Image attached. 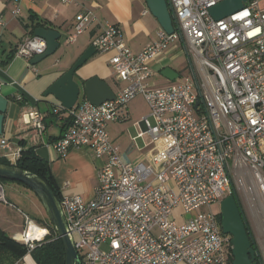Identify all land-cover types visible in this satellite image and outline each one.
Instances as JSON below:
<instances>
[{
  "label": "built area",
  "instance_id": "2783aa9c",
  "mask_svg": "<svg viewBox=\"0 0 264 264\" xmlns=\"http://www.w3.org/2000/svg\"><path fill=\"white\" fill-rule=\"evenodd\" d=\"M11 1L18 14L20 0ZM220 1L167 0L173 32L158 29L139 52L124 44L116 25L107 24L92 43L114 52L110 63L127 85L99 105L86 98L71 109L55 104V114L64 109L71 118L52 143L55 151L65 156L72 148L90 147L104 158L90 198L62 194L59 200L81 264H231V236L210 206L233 193V180L253 184L264 201V0H245L242 8L215 20L209 8ZM93 19L90 10L79 11L75 33ZM177 41L194 61L191 75L183 82L153 84L150 62ZM45 47L42 37L28 36L15 55L32 57ZM137 95L154 121L143 118L157 147L146 163L124 160L107 130ZM43 120L32 110L28 123L43 130ZM12 155L14 161L20 151ZM205 205L209 211L198 213ZM35 224L27 217L20 237L14 235L28 251L48 234ZM32 225L42 230L39 237L28 238ZM255 250L264 264V246Z\"/></svg>",
  "mask_w": 264,
  "mask_h": 264
},
{
  "label": "crops",
  "instance_id": "0c3cea01",
  "mask_svg": "<svg viewBox=\"0 0 264 264\" xmlns=\"http://www.w3.org/2000/svg\"><path fill=\"white\" fill-rule=\"evenodd\" d=\"M13 7L11 0H0V93L7 99L3 132L0 135V157L9 159L16 150H21V147L31 146L35 153L48 163L60 196L77 194L88 199L93 195L96 175L104 158L97 157L90 147L72 148L65 156H60L55 151L52 143L63 134L71 118L64 109L55 114L53 108L60 102L52 94L44 93L88 47H94L92 41L107 24L117 26L122 33L124 44L134 52H139L147 43L154 41L156 31L161 26L150 12L146 0H77V3H63L61 0H20L18 14H13ZM81 10H90L94 19L87 29L77 34L74 29L75 15ZM37 27L57 30L60 33L59 47L53 54L31 63L32 57L16 56L15 49L21 40L35 35L34 29ZM94 49L92 55L75 71L74 79L82 83L91 76H97L117 94L127 85V80L112 68L110 58L114 52L100 51L95 47ZM181 51L178 42H174L154 57L150 62L154 74H161V70L167 66L178 73L174 61ZM163 77L166 81L162 84H157L152 77L153 84L172 82ZM81 98L86 97L81 93L78 99ZM141 102H144V105L140 111L138 108ZM146 104L144 98L137 95L121 107L118 117L107 126L109 133L117 127L124 128L126 125L123 122L128 119H134L136 122L142 117L149 118V108H145ZM32 110H37L43 115V130L28 123ZM140 125L142 131H139L138 135L146 131L143 120ZM110 139L120 146L124 160L140 159L130 154L132 142H124L120 140V136L117 139L110 136ZM17 188L19 192L29 195L24 187ZM17 207L14 201L5 200L4 196H0V228L13 238L24 230L27 217L36 222L33 216L24 210L19 211V218L15 217L13 209ZM4 263L37 264L28 250L11 263L10 257L6 256L3 261L0 260V264Z\"/></svg>",
  "mask_w": 264,
  "mask_h": 264
},
{
  "label": "water",
  "instance_id": "95a60500",
  "mask_svg": "<svg viewBox=\"0 0 264 264\" xmlns=\"http://www.w3.org/2000/svg\"><path fill=\"white\" fill-rule=\"evenodd\" d=\"M244 1L222 0L210 7L209 13L215 20H218L242 8ZM146 2L161 28L167 33H172L175 20L167 0H146ZM34 34L45 39L46 47L42 53L32 56L31 63H36L53 54L59 47L60 33L57 30L37 27L34 29ZM94 50L93 46L88 47L68 70L49 85L44 94H52L65 109H71L81 93L95 105L114 99L115 94L110 86L97 76H91L82 83L74 79L75 71L92 55ZM161 74L171 81L179 76L169 66L163 68ZM6 107L7 99L0 93V135L3 132ZM0 178L21 182L38 197L47 217L55 228L57 236L63 243L65 251L64 264H81L60 201L48 183L31 171L15 164L2 162H0ZM220 225L222 231L231 236V264H261L257 260V253L252 246L245 219L233 193H229L220 201Z\"/></svg>",
  "mask_w": 264,
  "mask_h": 264
},
{
  "label": "rangeland",
  "instance_id": "374dc122",
  "mask_svg": "<svg viewBox=\"0 0 264 264\" xmlns=\"http://www.w3.org/2000/svg\"><path fill=\"white\" fill-rule=\"evenodd\" d=\"M177 42L182 49L181 53L176 56L174 61L176 63L179 76L172 81L183 82L185 81L186 74L190 73L191 75L190 64H193L194 61L191 57L189 58L181 41ZM153 80L157 82V84H162L166 81L159 72L153 75ZM143 105L144 102H141L138 108L140 111ZM146 105L145 108L148 109V105ZM141 120H143V117L140 120L138 119L136 122H134V119H128L123 122V124L126 125L124 128L120 129L117 127L111 134L108 130V134H110L109 136H115V139L120 136V140H123L124 142L127 141L128 143L132 142L133 147L130 152L131 156L141 158L143 162L146 163L155 155L157 147L151 141V137L146 134V131L141 132V134L138 135V132L142 131V126L140 125ZM149 120L151 123L154 122L151 116L149 117ZM0 186H2L5 200L14 201L18 206L17 208L19 210L17 208L13 209V215L15 217L19 218V211L21 210L30 213L35 221H38L39 218L46 215L40 200L30 189L11 181L0 182ZM17 187H24L27 190V193L31 196L19 192ZM231 191L235 193L241 207L243 217L248 227L247 229L251 236L252 246L254 249H260V246H264V201L257 195L253 184L248 182L233 180ZM210 209L214 213H220V201L213 202ZM202 211H209V207L205 205L197 209L198 213H201Z\"/></svg>",
  "mask_w": 264,
  "mask_h": 264
},
{
  "label": "trees",
  "instance_id": "16d2710c",
  "mask_svg": "<svg viewBox=\"0 0 264 264\" xmlns=\"http://www.w3.org/2000/svg\"><path fill=\"white\" fill-rule=\"evenodd\" d=\"M0 162L11 164V162L5 157H0ZM14 164L25 170L31 171L34 174L43 178L48 183V185L53 189L55 195L60 200V193L57 189V185L53 180V177L50 174L48 163L35 153L33 147L31 146L21 147L20 155L15 160ZM4 181L16 182L26 187L21 182L0 178V182H4ZM233 194L235 196V193ZM218 218L220 221V213L218 214ZM36 222L37 223L39 222L38 224L40 226L46 227L48 230V234L45 236V238L31 250V253L33 254V257L36 260L37 264H64L65 251H64L63 243L60 240V238L57 236L53 224L51 223L47 215L42 216V218H39L38 221L36 220ZM26 252H27V246L24 242L14 239L5 230L0 228V260L1 261H3L6 256H9L11 263L14 259L21 257Z\"/></svg>",
  "mask_w": 264,
  "mask_h": 264
},
{
  "label": "bare ground",
  "instance_id": "6f19581e",
  "mask_svg": "<svg viewBox=\"0 0 264 264\" xmlns=\"http://www.w3.org/2000/svg\"><path fill=\"white\" fill-rule=\"evenodd\" d=\"M36 225V224H35ZM42 228V227H41ZM44 228V227H43ZM42 230H40V228H38V226H34L32 225L30 227V229L28 230V238H35V237H39V235L41 234ZM21 233H17V236L20 237Z\"/></svg>",
  "mask_w": 264,
  "mask_h": 264
},
{
  "label": "flooded vegetation",
  "instance_id": "af4514ba",
  "mask_svg": "<svg viewBox=\"0 0 264 264\" xmlns=\"http://www.w3.org/2000/svg\"><path fill=\"white\" fill-rule=\"evenodd\" d=\"M20 151V150H19ZM9 160V159H8ZM16 160V159H15ZM15 160L14 161H11V160H9L10 162H11V164H14V162H15ZM21 185V184H20ZM2 187V186H1ZM26 188H28L27 186H26ZM29 189V188H28ZM2 193H3V191H2Z\"/></svg>",
  "mask_w": 264,
  "mask_h": 264
}]
</instances>
